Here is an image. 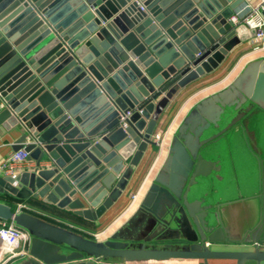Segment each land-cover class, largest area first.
<instances>
[{
	"label": "water",
	"instance_id": "water-1",
	"mask_svg": "<svg viewBox=\"0 0 264 264\" xmlns=\"http://www.w3.org/2000/svg\"><path fill=\"white\" fill-rule=\"evenodd\" d=\"M246 1L0 0V132L34 161L0 172V219L30 235L9 264H264V53L187 109L136 211L109 236L16 210L42 199L102 217L180 91L242 40L230 17ZM174 161L190 162L182 179Z\"/></svg>",
	"mask_w": 264,
	"mask_h": 264
},
{
	"label": "crops",
	"instance_id": "crops-1",
	"mask_svg": "<svg viewBox=\"0 0 264 264\" xmlns=\"http://www.w3.org/2000/svg\"><path fill=\"white\" fill-rule=\"evenodd\" d=\"M260 2L262 1L247 0L238 9V12L242 13L247 8ZM238 27V33L242 40L229 52L224 62L214 72L200 77L180 91L155 129V132L164 133L165 145L162 148L159 146L148 148L124 193L102 217L95 221H89L73 214L70 210L57 208L42 199H30L33 202L30 205L31 212L55 224L79 230L83 234L93 235L106 229L109 231L105 236L107 237L119 228L136 211L139 200L150 186L156 171L166 158L171 135L187 109L202 96L226 84L246 60L260 54L255 49L256 40L252 34L253 32L245 25ZM17 149L19 148L14 146V139L11 135L8 132L1 131L0 160L4 159L9 152ZM33 164V160H27L21 164L18 171Z\"/></svg>",
	"mask_w": 264,
	"mask_h": 264
},
{
	"label": "built area",
	"instance_id": "built-area-1",
	"mask_svg": "<svg viewBox=\"0 0 264 264\" xmlns=\"http://www.w3.org/2000/svg\"><path fill=\"white\" fill-rule=\"evenodd\" d=\"M264 6L262 2L247 8L244 12L236 11L230 17V21L236 25H245L253 32L256 40L255 49L264 53V17L261 9ZM133 114V109L120 111V122L123 127L128 125L127 119ZM152 139L157 146L162 148L165 145V136L163 132H154ZM30 153L21 147L9 152V154L0 160V172L15 176L21 164L29 159ZM29 209L25 202H19L16 210ZM30 235L25 229L16 226L10 220L0 219V264H9L12 260L26 254Z\"/></svg>",
	"mask_w": 264,
	"mask_h": 264
},
{
	"label": "rangeland",
	"instance_id": "rangeland-1",
	"mask_svg": "<svg viewBox=\"0 0 264 264\" xmlns=\"http://www.w3.org/2000/svg\"><path fill=\"white\" fill-rule=\"evenodd\" d=\"M177 165H178V161H174V163H172V162L170 163L169 162L167 164V167L172 171L175 179L178 180L179 177H180V179H182V177H185L188 174V170H190V162L187 161L186 164H184L183 166H177ZM177 180H175V181H177ZM170 182L171 183H174V182H172V180ZM149 201L151 202L150 204L153 205V200L152 199L151 200L149 199ZM143 212H146V211H143ZM140 214H142V213H140ZM135 225H136V223H135ZM135 229L136 228H134V232H136ZM72 230H74L76 232H79V233H82L79 230H75V229H72ZM105 230L106 229L100 230L98 233L93 234L94 236L91 235V234H85V235L89 236L90 238L103 239V238H105L106 234L109 233V231H107V230L105 231ZM130 231H131V229H130Z\"/></svg>",
	"mask_w": 264,
	"mask_h": 264
},
{
	"label": "flooded vegetation",
	"instance_id": "flooded-vegetation-1",
	"mask_svg": "<svg viewBox=\"0 0 264 264\" xmlns=\"http://www.w3.org/2000/svg\"><path fill=\"white\" fill-rule=\"evenodd\" d=\"M167 235H169V236H171V237H174V236H176L177 234H176L175 232H169V233H167Z\"/></svg>",
	"mask_w": 264,
	"mask_h": 264
}]
</instances>
